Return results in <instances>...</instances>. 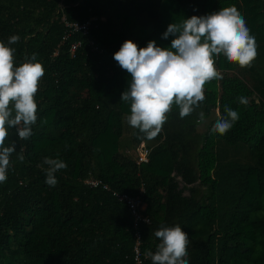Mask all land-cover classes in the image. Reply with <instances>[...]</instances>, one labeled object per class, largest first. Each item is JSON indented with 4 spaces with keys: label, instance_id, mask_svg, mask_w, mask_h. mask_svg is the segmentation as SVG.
Returning <instances> with one entry per match:
<instances>
[{
    "label": "trees",
    "instance_id": "16d2710c",
    "mask_svg": "<svg viewBox=\"0 0 264 264\" xmlns=\"http://www.w3.org/2000/svg\"><path fill=\"white\" fill-rule=\"evenodd\" d=\"M231 6L256 40L251 66L214 55L223 78L204 85L191 115L181 118L173 105L153 139L127 130L130 102L121 95L131 77L113 59L121 45L170 48L175 37L162 39L170 24ZM90 18L97 22L86 37L67 36L65 22ZM13 35L19 41L7 45ZM0 42L15 49V66L35 53L44 68L33 134L20 140L9 129L16 153L0 183V264H135L133 221L112 192L146 205L142 264H152L145 253L155 254V231L176 225L188 235L189 264H264V0H0ZM226 106L239 120L226 134L213 133ZM219 142L245 146L252 162H219ZM141 145L149 155L139 164ZM46 156L67 164L55 187L45 183ZM89 178L109 191L88 188Z\"/></svg>",
    "mask_w": 264,
    "mask_h": 264
},
{
    "label": "clouds",
    "instance_id": "9594fccd",
    "mask_svg": "<svg viewBox=\"0 0 264 264\" xmlns=\"http://www.w3.org/2000/svg\"><path fill=\"white\" fill-rule=\"evenodd\" d=\"M175 37L170 48L158 47L155 41L145 48L125 41L113 59L130 74L131 83L121 95L122 102H130L131 127L139 129L147 139L155 138L167 121L173 105L178 106L179 115H191L204 100V85L222 79L215 67L214 55L221 53L228 62L241 68L250 67L257 56L255 37L250 35L243 16L235 6L223 8L212 14L184 19L168 26L162 39ZM20 37L13 35L7 45L16 44ZM15 49L0 42V183L6 182L11 157L16 153L15 141L9 140V129L15 128L20 140L31 137L32 126L37 121L35 95L44 76L42 63L37 54L19 66H15ZM238 102L248 104V98L241 96ZM226 118L218 119L213 133L226 134L239 120V114L231 107H225ZM198 123L205 120L199 114ZM8 141V145H6ZM24 161L23 149L17 155ZM46 165L45 183L55 187L56 173L66 169L61 159L44 157ZM159 240L155 254L146 251L152 264H189L188 235L179 225L160 227L155 231Z\"/></svg>",
    "mask_w": 264,
    "mask_h": 264
},
{
    "label": "built area",
    "instance_id": "2783aa9c",
    "mask_svg": "<svg viewBox=\"0 0 264 264\" xmlns=\"http://www.w3.org/2000/svg\"><path fill=\"white\" fill-rule=\"evenodd\" d=\"M97 22L96 18H90L83 23H67L65 22V27L68 29V35L75 33H80L82 36L86 37L89 34L91 28ZM90 46L93 47V43L90 42ZM81 47V42L76 41L70 47V54L73 56L74 52ZM94 50H97L96 47H93ZM138 153V163H146L148 161L149 150L145 149L143 145L137 150ZM84 185L91 189L101 188L105 191H109V188L103 184L100 180L89 178L85 180ZM112 196L120 203H123L128 208L129 214L133 221V231L135 238V245L133 248L134 253V263L142 264L141 261V237L138 232L140 225L149 224V218L144 216L143 212L145 211L146 205L140 198V196H128L125 194H119L117 192H112Z\"/></svg>",
    "mask_w": 264,
    "mask_h": 264
},
{
    "label": "rangeland",
    "instance_id": "374dc122",
    "mask_svg": "<svg viewBox=\"0 0 264 264\" xmlns=\"http://www.w3.org/2000/svg\"><path fill=\"white\" fill-rule=\"evenodd\" d=\"M247 74H245V78ZM207 125H209L208 122H205L204 124L200 125L201 131L207 130ZM127 130H130L131 126L129 123L126 125ZM221 156L219 157L221 160L219 162H224L227 160H234L241 162L243 164H250L252 162L250 158V154L248 153V150L245 146H242L240 144L238 145H228L224 142H219L217 146Z\"/></svg>",
    "mask_w": 264,
    "mask_h": 264
}]
</instances>
